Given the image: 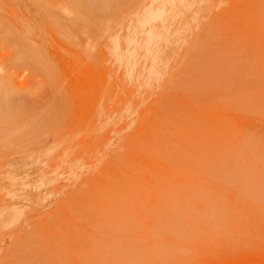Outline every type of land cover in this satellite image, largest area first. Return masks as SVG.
Here are the masks:
<instances>
[{"label":"rangeland","instance_id":"1","mask_svg":"<svg viewBox=\"0 0 264 264\" xmlns=\"http://www.w3.org/2000/svg\"><path fill=\"white\" fill-rule=\"evenodd\" d=\"M149 1L0 0V264H264V0H191L123 80Z\"/></svg>","mask_w":264,"mask_h":264},{"label":"bare ground","instance_id":"2","mask_svg":"<svg viewBox=\"0 0 264 264\" xmlns=\"http://www.w3.org/2000/svg\"><path fill=\"white\" fill-rule=\"evenodd\" d=\"M190 1L191 0H151L147 4L148 6L145 8L144 12L141 15H140V13L139 14L136 13V14H134V16L132 15L134 18L129 20V25H127L128 28L125 29L126 34L123 38L118 39L116 36L111 35L112 37H110V38L113 39V41L110 42L111 46L109 47L108 54H109L110 59L114 60L117 63L118 67L122 70L123 80L124 79L127 80V79L132 78V76L134 75V72L136 71L137 67H139V66L145 67V75L146 76H144V83H146L147 81L150 82L152 80L155 81L156 79L159 80L158 77L160 76V74L162 72L163 66L166 64L165 56L167 55L166 54L167 50L170 49V47L172 45V40L174 38V34H175V36H177L175 33L177 29L174 28V23H178L177 20H178V17L180 16V15L178 16L177 11H178V9L187 11L188 7L191 3ZM199 16H200V14H199ZM185 26H187V25H185ZM181 27L183 28V26H181ZM123 113H124L123 117L125 118L124 121L126 123L128 122V119H130L131 122L134 120V117L132 118V114H133L132 112H128L127 110H125ZM105 123H108V122H105ZM101 126H103V125H101ZM154 127L155 126L153 125V128ZM147 131H151V127ZM151 132H153V131H151ZM151 132H148L149 135L154 134L156 131H154V133H151ZM155 134L157 135V132ZM146 135H147V133L145 134V136ZM145 136L142 135V137H145ZM150 137H151V135H150ZM145 138H147V136ZM140 139H141V137H140ZM142 141H143V138H142ZM142 141L139 143V146L144 145L143 144L144 141L143 142ZM134 143H135V141H134ZM141 143H142V145H141ZM136 144H138V142H136ZM101 154H102V151L98 154L99 156L97 158H95V162H97V163L101 162V160H102ZM66 157H63V158L66 159ZM166 157H170V156H166ZM165 158H164V160H165ZM169 159H171V157ZM166 160H168V159H166ZM170 162L172 163V161H170ZM170 162H169V164H170ZM59 163H64V161L60 160V161H58V164ZM70 168L72 169L71 170V176H70L71 181L76 180L78 178V176H81L82 174H86V170H84L83 168H80V166H78L76 162H72ZM24 175H25V173H24ZM12 176L15 177V179L14 178L9 179V183H10L11 187H13L12 184L14 183V181L16 183L20 184L21 187H20V190H18V191L11 190L9 195L13 198H18L22 194V192L25 190L27 184L22 182L23 180H19L18 178L16 179V177H18V175L13 174ZM175 189H176V187H175ZM177 207L178 206L175 205L174 208L177 209ZM181 208H182V206H181ZM14 209H16V208L12 207V209L8 212V215H7V222L6 223L9 226L13 224L15 217L18 215V211L14 210ZM172 211H174V209ZM146 212H147V210H146ZM192 213H193V211H192ZM171 216H172V214H171ZM171 216H169V217H171ZM177 219L178 218H176V220ZM159 226H160V223H159ZM175 253H177V252H175ZM168 258H169V256H168ZM162 261H163V259H162ZM162 261H161V263H162ZM163 263H164V261H163Z\"/></svg>","mask_w":264,"mask_h":264}]
</instances>
